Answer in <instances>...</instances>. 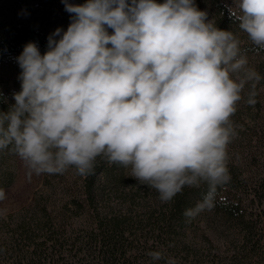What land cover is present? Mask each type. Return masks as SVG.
I'll use <instances>...</instances> for the list:
<instances>
[{"label": "clouds", "instance_id": "obj_1", "mask_svg": "<svg viewBox=\"0 0 264 264\" xmlns=\"http://www.w3.org/2000/svg\"><path fill=\"white\" fill-rule=\"evenodd\" d=\"M62 2L71 14L67 30L57 28L43 54L29 42L16 58L21 90L0 111V153L37 176L73 169L86 178L103 160L130 169L163 204L206 185L184 215L210 210L231 179L238 104L247 88L254 106L264 79L249 67L240 38L218 28L195 0ZM236 7L231 18L264 51V0ZM148 255L165 259L160 251Z\"/></svg>", "mask_w": 264, "mask_h": 264}, {"label": "trees", "instance_id": "obj_2", "mask_svg": "<svg viewBox=\"0 0 264 264\" xmlns=\"http://www.w3.org/2000/svg\"><path fill=\"white\" fill-rule=\"evenodd\" d=\"M11 2L0 0V64L12 60L17 78L12 87L0 91V111H7L15 103L13 94L21 90L16 58L24 46L34 42L43 54L48 37L57 28L66 31L71 22L62 0H30L27 6ZM201 2L195 0L199 9ZM217 6L211 17L216 26L231 28L243 40L246 34L230 9ZM254 54L253 68L263 76L264 51L255 49ZM254 110L261 108H249ZM16 158L8 151L0 153L4 190L16 181ZM228 166L231 179L217 189L214 206L191 219L184 212L202 200L206 185L186 188L173 202L163 204L155 190L131 177L130 169L103 160L86 178L73 169L58 175L59 182L48 175L44 191L30 206L0 216V255L6 258L11 252L13 264H165L168 258L175 264H264V177L249 180L234 164ZM153 251L162 252L165 259L153 262L148 255Z\"/></svg>", "mask_w": 264, "mask_h": 264}, {"label": "rangeland", "instance_id": "obj_3", "mask_svg": "<svg viewBox=\"0 0 264 264\" xmlns=\"http://www.w3.org/2000/svg\"><path fill=\"white\" fill-rule=\"evenodd\" d=\"M12 4H30V0H12ZM43 3H49V0H43ZM201 9L208 13V18L217 12L213 8L218 7L219 3L230 9L231 11H237L236 7L238 0H202ZM27 6V5H26ZM46 11V6L43 7ZM220 9V8H219ZM222 10V9H221ZM220 10V11H221ZM48 14V13H44ZM215 16V15H214ZM218 19L220 16L218 15ZM227 29V28H226ZM233 32L231 28L227 29ZM241 47L247 54L249 67L253 68V60L255 49L248 41L247 36L241 40ZM264 77V74L263 76ZM16 79V74L13 68L12 60H5L0 64V91L5 87H12V82ZM260 91V107L256 103L254 106L257 109L261 108L260 111H249L251 107L246 103L247 91L245 90L244 99L238 104V110L233 117L236 124L241 125L239 129L238 137L229 146V162L234 164V167L238 169V172H244L247 179H258L264 177V167L262 166L264 160L262 159V153L264 150L263 144L260 142V135L264 133V79L260 81L257 88ZM264 137V134L262 135ZM264 142V138L263 141ZM17 169V178L12 187L5 190L6 199L0 201V210H3L5 214L2 217L15 215L26 209L31 205L32 201L37 194L44 191V184L46 176L48 175H34L29 174L22 160L18 157L14 160ZM246 166V167H245ZM50 176V175H49ZM56 182H59L58 175H51ZM73 181V180H69ZM45 192H47L45 190ZM6 258L0 255V264H13L15 261L14 257L11 256V252L7 254Z\"/></svg>", "mask_w": 264, "mask_h": 264}]
</instances>
